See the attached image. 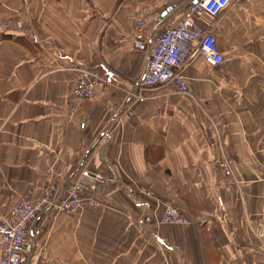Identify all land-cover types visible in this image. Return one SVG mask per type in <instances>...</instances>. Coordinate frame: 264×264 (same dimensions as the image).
Returning a JSON list of instances; mask_svg holds the SVG:
<instances>
[{
  "label": "crops",
  "instance_id": "1",
  "mask_svg": "<svg viewBox=\"0 0 264 264\" xmlns=\"http://www.w3.org/2000/svg\"><path fill=\"white\" fill-rule=\"evenodd\" d=\"M185 9L0 0V19L23 22L10 39L0 35V213L23 193L61 191L83 170L116 179L97 193L99 207L38 219L31 264H264V0H232L199 20L224 62L210 68L197 56L183 67L190 96L168 85L145 91L142 103L128 98L147 64L132 47L136 18L152 11L151 35ZM84 69H105L109 81L70 115L66 99ZM222 157L231 177L216 168ZM148 189L157 204L138 193ZM165 203L189 224L144 226L142 215L160 217Z\"/></svg>",
  "mask_w": 264,
  "mask_h": 264
},
{
  "label": "built area",
  "instance_id": "2",
  "mask_svg": "<svg viewBox=\"0 0 264 264\" xmlns=\"http://www.w3.org/2000/svg\"><path fill=\"white\" fill-rule=\"evenodd\" d=\"M173 4L186 6L183 18L176 24L166 23L160 31L151 35L145 34L148 20L153 16L152 11L145 13L135 20L132 38L133 49L145 53L146 68L140 79L134 82L128 92L129 99L142 103L146 100L145 91L173 85L177 93L190 96L187 81L182 75V69L195 57H201L210 68H218L224 62V56L218 48L215 35L211 30L204 29L199 20L208 16L215 19L232 2V0H167ZM23 22L19 16L0 19V35L12 31H21ZM107 70L84 69L72 81V91L66 99L67 111L74 115L82 103L90 99L96 88L108 83ZM84 124H81V127ZM109 138L106 137L105 141ZM216 168L225 176L231 177L232 170L225 157L215 161ZM113 176L100 175L88 170L81 171L76 179L67 183L61 191L54 185L44 187L38 197L33 200L28 193L19 195L8 213H0V244L3 257L0 264H31V231L42 232V228L31 226L41 217L53 223L60 214H74L85 207H99L97 198L103 187L115 184ZM138 193L145 200L158 199L150 190ZM156 206V205H155ZM144 226L156 225L185 226L189 220L180 208L173 203H165L163 213L156 218L147 211L142 215Z\"/></svg>",
  "mask_w": 264,
  "mask_h": 264
},
{
  "label": "rangeland",
  "instance_id": "3",
  "mask_svg": "<svg viewBox=\"0 0 264 264\" xmlns=\"http://www.w3.org/2000/svg\"><path fill=\"white\" fill-rule=\"evenodd\" d=\"M228 160V159H227ZM228 163H229V165H230V167H231V162L228 160ZM231 169H232V167H231ZM106 177V176H105ZM149 190V189H148ZM152 192V191H151ZM153 193V192H152ZM38 199V198H37ZM42 231H43V227H42ZM257 235H258V238L261 240V242H263L264 243V228H263V226H260V228H259V230H258V232H257Z\"/></svg>",
  "mask_w": 264,
  "mask_h": 264
},
{
  "label": "trees",
  "instance_id": "4",
  "mask_svg": "<svg viewBox=\"0 0 264 264\" xmlns=\"http://www.w3.org/2000/svg\"><path fill=\"white\" fill-rule=\"evenodd\" d=\"M2 38H6V39H10V35L8 36V35H3V36H1Z\"/></svg>",
  "mask_w": 264,
  "mask_h": 264
}]
</instances>
